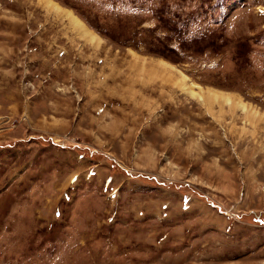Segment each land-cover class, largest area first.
I'll list each match as a JSON object with an SVG mask.
<instances>
[{
  "label": "rangeland",
  "instance_id": "1",
  "mask_svg": "<svg viewBox=\"0 0 264 264\" xmlns=\"http://www.w3.org/2000/svg\"><path fill=\"white\" fill-rule=\"evenodd\" d=\"M53 1L102 44L0 0V264H264V0Z\"/></svg>",
  "mask_w": 264,
  "mask_h": 264
},
{
  "label": "bare ground",
  "instance_id": "2",
  "mask_svg": "<svg viewBox=\"0 0 264 264\" xmlns=\"http://www.w3.org/2000/svg\"><path fill=\"white\" fill-rule=\"evenodd\" d=\"M44 4V7L48 10L53 11L56 14L63 15L71 24V27L78 33V35L83 38L84 40L88 41L89 43L93 44L94 47H99L102 44V39L99 38L95 33H93L79 18L76 17L71 11L63 9L60 5L55 3L53 0H41ZM165 65H169L166 62ZM171 66V65H170ZM186 77V76H185ZM187 78V77H186ZM199 89V92L195 89ZM185 91L187 94H190L193 97H199L201 100L205 101L204 96V90L201 86L192 84V86L185 85ZM211 99L215 101L222 100L223 102L229 104L227 101L231 100L230 105L234 103V99L230 94H224L217 90H210L208 100L211 101ZM237 106L244 112H249V108L247 104L241 101L236 102ZM246 107V110L244 107Z\"/></svg>",
  "mask_w": 264,
  "mask_h": 264
},
{
  "label": "snow or ice",
  "instance_id": "3",
  "mask_svg": "<svg viewBox=\"0 0 264 264\" xmlns=\"http://www.w3.org/2000/svg\"><path fill=\"white\" fill-rule=\"evenodd\" d=\"M227 102L230 104V103H231V100H228ZM242 107H244V108H245V110H246V107H245V106H242Z\"/></svg>",
  "mask_w": 264,
  "mask_h": 264
}]
</instances>
